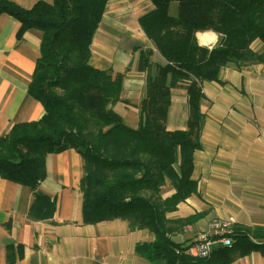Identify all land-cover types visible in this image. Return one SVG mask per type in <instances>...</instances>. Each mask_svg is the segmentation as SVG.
<instances>
[{"label":"trees","instance_id":"trees-1","mask_svg":"<svg viewBox=\"0 0 264 264\" xmlns=\"http://www.w3.org/2000/svg\"><path fill=\"white\" fill-rule=\"evenodd\" d=\"M109 1L53 0L25 10L0 0V15L19 22L18 35L41 33L40 58L27 94L44 108L39 120L13 124L0 136V178L28 187L36 199L45 157L74 149L83 161L85 221L121 219L130 230L149 231L154 240L136 244L135 252L150 264H226L230 247L217 250L215 259L214 251L204 260L177 255L186 246L170 241L165 215L197 192L192 172L193 154L201 148L203 82H220V71L229 64L264 62V0H149L153 10L138 23L165 64L151 62V49H133L139 56L137 70L145 77L135 129L112 110L128 104L120 99L125 73L99 71L89 63ZM207 31L220 37L210 50L195 37ZM253 43H261L263 50H253ZM180 85L187 95V128L170 131L171 89ZM166 187L173 193L162 199ZM234 231L233 238H246Z\"/></svg>","mask_w":264,"mask_h":264},{"label":"crops","instance_id":"crops-1","mask_svg":"<svg viewBox=\"0 0 264 264\" xmlns=\"http://www.w3.org/2000/svg\"><path fill=\"white\" fill-rule=\"evenodd\" d=\"M9 1L25 10L53 3ZM152 10L149 0L109 1L90 47L93 68L125 73L120 99L128 104L113 110L125 122L120 108L135 109L138 125L145 77L137 70L133 49H152L151 62L165 64L138 23ZM19 27L12 17L0 15V136L13 124L37 121L44 114L41 103L27 94L40 58L41 33L18 35ZM251 48L263 50L261 43ZM219 79L202 84L201 148L193 154L192 172L197 192L165 215L171 231L167 236L186 246L212 220L228 221L236 235L246 238H233L226 264H264V62L229 64ZM187 118L186 91L174 87L166 127L186 130ZM82 177V158L67 149L45 157V178L36 199L28 187L0 178V264H150L135 252L136 244L154 240L149 231L130 230L121 219L85 221ZM172 193L163 188L161 198ZM194 215L200 217L193 223H176ZM221 248L214 246V259Z\"/></svg>","mask_w":264,"mask_h":264},{"label":"built area","instance_id":"built-area-1","mask_svg":"<svg viewBox=\"0 0 264 264\" xmlns=\"http://www.w3.org/2000/svg\"><path fill=\"white\" fill-rule=\"evenodd\" d=\"M234 232L230 222L212 220L206 231L198 233L192 242L176 254L191 260L208 259L214 251V246L231 247Z\"/></svg>","mask_w":264,"mask_h":264},{"label":"rangeland","instance_id":"rangeland-1","mask_svg":"<svg viewBox=\"0 0 264 264\" xmlns=\"http://www.w3.org/2000/svg\"><path fill=\"white\" fill-rule=\"evenodd\" d=\"M170 14H174V11H173V9L171 8L170 9ZM208 33H210L209 31H207ZM201 34H203V33H206V32H200ZM213 33V32H212ZM217 35V34H216ZM215 35V38H217L216 40H215V42H213V43H211V44H205V45H202V44H200L199 43V39L197 38V34L195 35V37H196V40H197V42H198V44H199V46H202V47H205V48H207V49H212L214 46L213 45H215L216 43H217V41H219V39H220V37L217 35L216 36ZM262 45V44H261ZM262 49H263V45H262ZM152 50V49H151ZM153 51V50H152ZM133 54H135V53H133ZM137 54V56H138V53H136ZM139 57V56H138ZM179 87H181V88H184V90H185V87L184 86H176L175 88H179ZM186 97H187V95H186ZM121 104H123V103H121ZM117 105V104H116ZM116 105H114V106H112V110H113V107H115ZM118 105H119V103H118ZM111 106H109V108H110ZM114 111V110H113ZM116 111H117V109H116ZM115 112V111H114ZM119 113H123L124 114V116H125V122L123 121V118H122V121H123V123H125V125H128V126H130V127H136V126H138V115L136 114V112H135V109H129V111L128 112H126V111H122V108H120V110L118 111ZM117 113V112H116ZM167 128V127H166ZM187 128V127H186ZM91 129H92V127H91ZM162 196H164V191H163V194H162ZM191 260V259H190Z\"/></svg>","mask_w":264,"mask_h":264},{"label":"bare ground","instance_id":"bare-ground-1","mask_svg":"<svg viewBox=\"0 0 264 264\" xmlns=\"http://www.w3.org/2000/svg\"><path fill=\"white\" fill-rule=\"evenodd\" d=\"M197 38L199 39V43L202 45L211 44L215 41V35L208 32L197 34Z\"/></svg>","mask_w":264,"mask_h":264}]
</instances>
